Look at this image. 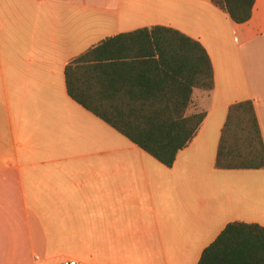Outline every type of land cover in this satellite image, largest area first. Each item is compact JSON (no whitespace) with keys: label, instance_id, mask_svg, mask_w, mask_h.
<instances>
[{"label":"crops","instance_id":"crops-1","mask_svg":"<svg viewBox=\"0 0 264 264\" xmlns=\"http://www.w3.org/2000/svg\"><path fill=\"white\" fill-rule=\"evenodd\" d=\"M165 26L199 41L214 86L167 167L67 93L68 61ZM264 141V0L233 22L211 0H0V264H197L232 221L264 227V168L217 169L231 104Z\"/></svg>","mask_w":264,"mask_h":264},{"label":"trees","instance_id":"trees-1","mask_svg":"<svg viewBox=\"0 0 264 264\" xmlns=\"http://www.w3.org/2000/svg\"><path fill=\"white\" fill-rule=\"evenodd\" d=\"M255 0H211L235 23L251 18ZM68 95L167 167L196 135L205 111L195 88L209 93L213 68L201 43L170 27L107 37L65 66ZM217 169L264 168V141L251 101L231 104L221 128ZM197 264H264V227L232 221Z\"/></svg>","mask_w":264,"mask_h":264},{"label":"built area","instance_id":"built-area-1","mask_svg":"<svg viewBox=\"0 0 264 264\" xmlns=\"http://www.w3.org/2000/svg\"><path fill=\"white\" fill-rule=\"evenodd\" d=\"M61 264H77V262L72 259H67V260H64Z\"/></svg>","mask_w":264,"mask_h":264}]
</instances>
